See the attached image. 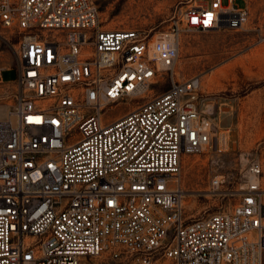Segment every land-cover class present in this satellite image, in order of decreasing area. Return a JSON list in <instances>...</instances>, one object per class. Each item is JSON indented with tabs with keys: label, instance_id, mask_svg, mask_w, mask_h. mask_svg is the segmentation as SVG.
Returning <instances> with one entry per match:
<instances>
[{
	"label": "built area",
	"instance_id": "1",
	"mask_svg": "<svg viewBox=\"0 0 264 264\" xmlns=\"http://www.w3.org/2000/svg\"><path fill=\"white\" fill-rule=\"evenodd\" d=\"M191 2L150 36L104 29L93 0H0L20 36L15 87L0 81V264H264L259 160L231 211L184 215L183 157L216 136L201 78L176 79L180 38L250 18Z\"/></svg>",
	"mask_w": 264,
	"mask_h": 264
},
{
	"label": "rangeland",
	"instance_id": "2",
	"mask_svg": "<svg viewBox=\"0 0 264 264\" xmlns=\"http://www.w3.org/2000/svg\"><path fill=\"white\" fill-rule=\"evenodd\" d=\"M101 27L139 29L155 36L169 30L190 0H93ZM210 0H192L207 4ZM246 2V3H245ZM228 5V0H223ZM247 4L250 18L241 29L199 33L186 31L180 38L176 79L199 76L205 109L215 127L213 146L182 160L181 185L185 191L184 215L188 219L231 211L249 162L259 160L264 171V0H237ZM20 36L0 29V70L11 68L4 81L16 79ZM15 87L14 80L9 81ZM170 81L159 85L163 92ZM3 91L0 89V94ZM9 103L3 99L2 104ZM7 107H0V119ZM111 112L117 117L122 111ZM125 110V109H124ZM221 176L219 189L211 180ZM264 184V178H263ZM264 263V255H263Z\"/></svg>",
	"mask_w": 264,
	"mask_h": 264
},
{
	"label": "crops",
	"instance_id": "3",
	"mask_svg": "<svg viewBox=\"0 0 264 264\" xmlns=\"http://www.w3.org/2000/svg\"><path fill=\"white\" fill-rule=\"evenodd\" d=\"M12 69L11 68H7V69H3V70H0V81H3V82H9V81H12V80H15V79H9L8 81H4V79L6 77H8L9 73H11ZM120 116H117L115 117V119L119 118Z\"/></svg>",
	"mask_w": 264,
	"mask_h": 264
}]
</instances>
